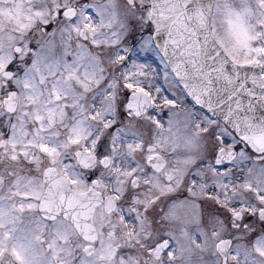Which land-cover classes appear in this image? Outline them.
Wrapping results in <instances>:
<instances>
[{"label":"snow or ice","instance_id":"snow-or-ice-1","mask_svg":"<svg viewBox=\"0 0 264 264\" xmlns=\"http://www.w3.org/2000/svg\"><path fill=\"white\" fill-rule=\"evenodd\" d=\"M0 264H264V0H0Z\"/></svg>","mask_w":264,"mask_h":264}]
</instances>
